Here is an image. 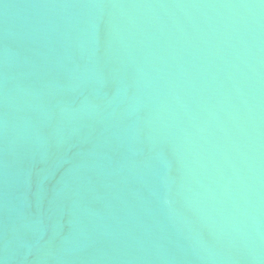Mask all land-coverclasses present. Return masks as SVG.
Returning <instances> with one entry per match:
<instances>
[{
  "label": "water",
  "instance_id": "95a60500",
  "mask_svg": "<svg viewBox=\"0 0 264 264\" xmlns=\"http://www.w3.org/2000/svg\"><path fill=\"white\" fill-rule=\"evenodd\" d=\"M0 264H264V0H0Z\"/></svg>",
  "mask_w": 264,
  "mask_h": 264
}]
</instances>
